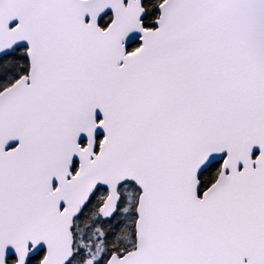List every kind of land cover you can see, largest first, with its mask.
Instances as JSON below:
<instances>
[{
  "label": "snow or ice",
  "instance_id": "6c2138e0",
  "mask_svg": "<svg viewBox=\"0 0 264 264\" xmlns=\"http://www.w3.org/2000/svg\"><path fill=\"white\" fill-rule=\"evenodd\" d=\"M0 264H264V0H0Z\"/></svg>",
  "mask_w": 264,
  "mask_h": 264
}]
</instances>
